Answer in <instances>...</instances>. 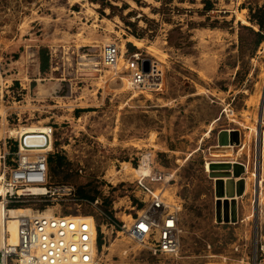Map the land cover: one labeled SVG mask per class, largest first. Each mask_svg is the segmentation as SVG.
I'll use <instances>...</instances> for the list:
<instances>
[{
    "label": "rangeland",
    "instance_id": "1",
    "mask_svg": "<svg viewBox=\"0 0 264 264\" xmlns=\"http://www.w3.org/2000/svg\"><path fill=\"white\" fill-rule=\"evenodd\" d=\"M211 1L0 0V146L16 127L53 126L63 164L51 182L99 198L53 210L106 225V200L129 220L145 156L167 177L149 184L181 205L177 256L108 226L100 264H264V31L253 50L259 27L244 7L264 0ZM133 52L158 63L160 89L130 85Z\"/></svg>",
    "mask_w": 264,
    "mask_h": 264
},
{
    "label": "built area",
    "instance_id": "2",
    "mask_svg": "<svg viewBox=\"0 0 264 264\" xmlns=\"http://www.w3.org/2000/svg\"><path fill=\"white\" fill-rule=\"evenodd\" d=\"M121 50L115 43L105 46L103 62L116 65ZM142 54L133 52L126 62L130 85L134 88L160 89L161 71L157 62L150 61L144 71ZM54 129L29 132L19 126L5 135L0 146V264H100L99 233L111 226L142 244L154 257H174L181 250V205L164 197L149 184L147 178L162 182L164 171L140 175L136 180L141 205L129 220L118 222L105 214L106 225H100L94 215H64L53 208L70 202L92 205L78 195L68 183H52L49 156L54 152ZM15 222V229L12 223ZM112 230V231H113ZM103 237L102 239H105ZM105 246L103 242L102 247Z\"/></svg>",
    "mask_w": 264,
    "mask_h": 264
},
{
    "label": "trees",
    "instance_id": "3",
    "mask_svg": "<svg viewBox=\"0 0 264 264\" xmlns=\"http://www.w3.org/2000/svg\"><path fill=\"white\" fill-rule=\"evenodd\" d=\"M137 2H139L140 0H136ZM204 3V10L205 11H210L211 9L214 8V3L211 0H202ZM116 6H113L112 4H110V8H115ZM244 7H247L249 9V20L257 25L259 27V31L258 32H254L256 35H258L257 40L254 43V47L253 50H255V48L262 42L263 40V31H264V3L262 5H256V6H246L244 5ZM164 8V7H163ZM48 68V59L45 58L42 60L41 62V70L45 71ZM63 164V157L56 154V153H52L49 156V172L51 170V172H55V170L62 166ZM51 177V176H50ZM54 183V182H52ZM78 195L82 198H86L89 199L91 201H94L96 196H92L89 194V192L85 189V188H78ZM105 204L102 206L104 208V212L113 217V213L112 211L109 210L108 208V202L105 200L104 202ZM100 234V233H99ZM98 244L99 247H101L102 245V240H101V234L99 235V240H98Z\"/></svg>",
    "mask_w": 264,
    "mask_h": 264
},
{
    "label": "bare ground",
    "instance_id": "4",
    "mask_svg": "<svg viewBox=\"0 0 264 264\" xmlns=\"http://www.w3.org/2000/svg\"><path fill=\"white\" fill-rule=\"evenodd\" d=\"M131 40H133V43L138 46V47H141L143 45V43L141 42L140 39H137V38H131ZM123 48V47H122ZM122 53H123V50H122ZM264 114V110L262 111V115ZM26 129L29 130V132H36V131H39V130H44L45 129V126L43 127H39V126H28V127H25ZM262 157L263 161H264V142H263V147H262V152L260 151V158ZM206 169L208 171H211V167H210V163H207L206 164ZM135 171L140 174V175H149L150 174V168H149V165H148V156H145L143 161H142V165L139 167V168H135ZM256 176V174H254ZM224 179V178H223ZM262 183L260 182V185ZM256 186L258 187V181H256ZM259 200V198H258ZM15 222L12 223V229L14 230L15 229Z\"/></svg>",
    "mask_w": 264,
    "mask_h": 264
},
{
    "label": "water",
    "instance_id": "5",
    "mask_svg": "<svg viewBox=\"0 0 264 264\" xmlns=\"http://www.w3.org/2000/svg\"><path fill=\"white\" fill-rule=\"evenodd\" d=\"M149 70H150V60H145V62H144V71L149 72ZM234 164L239 165V166H242L239 163H234Z\"/></svg>",
    "mask_w": 264,
    "mask_h": 264
}]
</instances>
